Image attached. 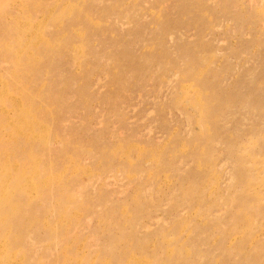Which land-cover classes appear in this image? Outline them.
Returning <instances> with one entry per match:
<instances>
[{"label":"rangeland","instance_id":"obj_1","mask_svg":"<svg viewBox=\"0 0 264 264\" xmlns=\"http://www.w3.org/2000/svg\"><path fill=\"white\" fill-rule=\"evenodd\" d=\"M0 264H264V0H0Z\"/></svg>","mask_w":264,"mask_h":264}]
</instances>
